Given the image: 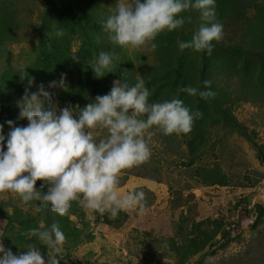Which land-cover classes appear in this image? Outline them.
Wrapping results in <instances>:
<instances>
[{
  "label": "rangeland",
  "instance_id": "1",
  "mask_svg": "<svg viewBox=\"0 0 264 264\" xmlns=\"http://www.w3.org/2000/svg\"><path fill=\"white\" fill-rule=\"evenodd\" d=\"M0 2V19L6 11L13 20L10 28H1L0 97L4 100H11L7 95L14 92L17 83L22 88L26 78L22 79L21 74L25 73L34 80L33 92L43 84L61 108L70 104L68 96L75 97L81 87L84 101L74 107H83L98 95L108 94L114 81L134 85L143 79L151 93L149 102L178 98L202 113L187 134L164 135L152 129L150 158L121 174L122 192H145L144 215H138L136 210L126 212L129 217L121 225V213L115 217L102 215L85 209L80 202H72L66 226L79 237L68 235L64 245L69 250L60 251V264H177L169 243H181L187 238L192 221L206 218L223 222L224 229L230 232L229 242L224 247L216 245L213 255L200 253L185 264H264V214L256 220L257 212H250L256 203L264 206V162L249 141L253 138L264 146V100L256 91L257 85L264 91V57L244 56L229 48L243 41L246 49L252 36H246L247 32L240 35L238 26L226 27L222 23L224 35L219 45L223 46L214 45L211 55L192 49L181 51L178 42L189 41L201 24L200 13L188 10L180 14L185 19L182 28L157 36L153 41L155 50L150 44L129 50L113 44L101 25L115 9L116 0H67L57 11L48 7V0ZM258 2L264 5V0ZM258 44L264 52V43ZM101 51L113 54L115 64L112 72L96 77L90 64ZM62 78L65 87H48L53 81L59 84ZM204 81H211L214 98L205 100L181 91L188 86L206 90ZM16 94L20 98L25 95L18 90ZM226 98L228 102H224ZM228 107L249 137L225 120L223 109ZM18 115L20 112L11 120L16 126H26L28 121ZM8 117L0 101V123ZM9 131L5 126V135ZM99 135H106V130H100ZM204 166L220 167L230 176V184L204 185L199 177V168ZM35 203L25 206L17 195L0 193V210L16 216L17 228L32 216L38 227L44 225L50 210L45 214ZM26 213L33 215L28 217ZM5 214H0L3 244L9 235ZM216 239H221V234ZM28 244L39 246V241L24 240L13 253L26 251ZM40 249L47 259V246L40 245Z\"/></svg>",
  "mask_w": 264,
  "mask_h": 264
},
{
  "label": "clouds",
  "instance_id": "2",
  "mask_svg": "<svg viewBox=\"0 0 264 264\" xmlns=\"http://www.w3.org/2000/svg\"><path fill=\"white\" fill-rule=\"evenodd\" d=\"M188 10L200 13L201 24L189 41L178 42L179 49L211 55L213 42H220L224 35L223 24L216 18V0H116L115 9L101 25L112 43L121 48L140 50L150 44L155 50L157 36L182 28L185 19L180 14ZM114 64L115 56L101 51L90 66L96 77H102L106 71L112 72ZM27 77V73L21 74L22 79ZM33 84L29 79L18 102L20 117L27 125L16 126L8 120L5 123L10 131L5 135V123H0V193L17 195L25 206L41 201L60 216L68 213L74 201L111 217L132 210L144 215L145 192H122L121 174L150 158L152 129L164 135L187 134L202 115L178 98L149 102L151 93L143 79L134 85L114 81L110 92L98 95L93 102L63 108L43 84L32 92ZM204 85L203 91L192 86L181 91L205 100L214 98L211 81ZM57 86L65 87L63 78L59 84L53 81L48 85ZM100 130H106V135L100 136ZM38 180L43 181L39 188ZM25 235L34 237L39 246L28 244L26 251L17 255L0 241V264H60L66 236L57 223L41 224ZM40 245L47 246V259Z\"/></svg>",
  "mask_w": 264,
  "mask_h": 264
},
{
  "label": "trees",
  "instance_id": "3",
  "mask_svg": "<svg viewBox=\"0 0 264 264\" xmlns=\"http://www.w3.org/2000/svg\"><path fill=\"white\" fill-rule=\"evenodd\" d=\"M2 2H0L1 5ZM48 4L50 8H54L57 10L61 9L63 5L67 4V0H48ZM0 11H2L0 7ZM11 16V13L8 15L5 13L1 16L0 19V38L1 34L4 32L1 28L6 27L7 29L13 25V20L9 17ZM216 18L217 21L220 23H225L226 27L229 25L233 27H239V34L244 35L245 32H247L246 36L250 35L252 36V42L251 44L246 48L244 47V42L239 41L229 46V48L241 55L244 56H261L264 57V52L261 49V45L258 44L259 42L264 43V5L261 2H258V0H216ZM11 22V25L9 24ZM261 32L262 35H259L258 33ZM214 45L217 46H223L219 45V42H213ZM10 64L9 62L6 63ZM8 68H10V65H7ZM19 74L17 75L18 79ZM28 77L24 80V83L21 85L22 88H20L19 83H17L16 89L13 90L12 94H5L8 98L11 100H4L2 97H0V101L4 104L5 109L10 117H8L6 120H4L2 123H5L8 120H11L13 116L17 115L20 112V107L18 106V102H20L23 97L20 98L16 94V90H18V93L23 92L25 94V89L29 87L28 85ZM264 84V83H263ZM258 90H256L259 94V97L261 100H264V97L262 96V93L264 92L260 87L256 86ZM32 92V87L30 89ZM201 90V89H200ZM1 91V86H0ZM202 91V90H201ZM77 93L74 97L73 95H69L68 99L70 101L71 105H74L76 103H83L84 98L82 95V87L80 89H77L75 92ZM229 99L226 98L224 102H228ZM223 103V102H222ZM220 103V104H222ZM197 111L200 112L198 109ZM225 114H223L225 120L237 127L238 132L246 137H249L247 129L240 125L236 117L230 112V107L223 109ZM20 116V115H18ZM197 121H200L199 118L196 119ZM198 123V122H197ZM5 126L9 128V126L5 123ZM198 130V129H197ZM200 134V132H199ZM250 143L253 147L256 148L259 159L264 162V146L258 144L255 142L253 138H249ZM202 143H205L204 140H202ZM199 177L201 178V181L206 186H212V185H229L231 178L230 176L223 171L220 167L214 166V167H200L199 168ZM43 184L42 180L37 181V188H39ZM45 191H47V187H45ZM36 205L40 207V209L43 211V213H47V209L50 210L48 215L45 218L44 226L48 227L53 223H57L58 220L59 224L61 222V230L64 232L66 239H68V235H72L73 238H78L76 234L68 231V227L66 226V221H69V218L64 215L60 216L57 213L53 212L48 204H44L41 201H35ZM76 203V201H74ZM74 203V204H75ZM250 212H257V218L256 220L260 219L264 214V206L260 203L255 204V208L250 210ZM122 215V220L120 221L121 225L123 224L124 220H126L129 215L126 212H120ZM0 214H5V210H0ZM27 214V213H26ZM7 215V214H5ZM28 217H30L33 214H27ZM55 217L57 219H55ZM98 218L100 219V214L98 215ZM4 219L8 220L7 224V231L9 232V235L4 238V244L7 248H11L13 252L18 251L19 247L18 245L23 242L24 240H27L29 242L36 241L34 237L26 238L24 235V232H27L31 228H38V223L34 216L31 218H28L24 221H22L19 225V228L16 226V216H10L9 214L4 217ZM27 221H31L27 223L26 227L24 228V224ZM32 223V224H31ZM24 228V229H23ZM221 234V239L224 240V242L221 241V239H216L217 236ZM229 236L230 232L226 229H224V224L222 221L216 219V218H206L202 220H193L190 226V230L187 234V238L183 239L181 243H178L177 241L169 243V249L171 252V255L174 259H176L177 264H185L188 262V260L191 257H194L198 254H203L207 256H211L215 253L216 245L220 247H224L229 242ZM14 241V242H13ZM65 244V243H64ZM69 250L68 245H63L62 249L60 251L66 252ZM200 254V255H201ZM69 256V254H67ZM70 257V256H69ZM202 257L201 259H203ZM73 261V260H72ZM80 264L79 262H73ZM200 263V262H199ZM176 264V263H175Z\"/></svg>",
  "mask_w": 264,
  "mask_h": 264
},
{
  "label": "water",
  "instance_id": "4",
  "mask_svg": "<svg viewBox=\"0 0 264 264\" xmlns=\"http://www.w3.org/2000/svg\"><path fill=\"white\" fill-rule=\"evenodd\" d=\"M255 214H256V213H255ZM255 214H254V215H255Z\"/></svg>",
  "mask_w": 264,
  "mask_h": 264
}]
</instances>
